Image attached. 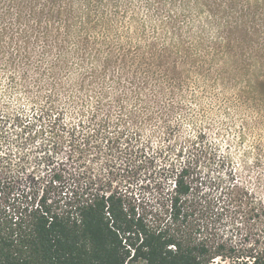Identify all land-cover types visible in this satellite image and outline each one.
Returning <instances> with one entry per match:
<instances>
[{"label":"rangeland","instance_id":"374dc122","mask_svg":"<svg viewBox=\"0 0 264 264\" xmlns=\"http://www.w3.org/2000/svg\"><path fill=\"white\" fill-rule=\"evenodd\" d=\"M173 5L199 11L180 25L186 15L205 24V51L187 57L156 40L152 14ZM0 108H41L77 125L82 149L72 155L95 175L129 164L116 185L149 219L167 186L165 161L205 148L202 173L214 187L204 190L230 197L228 209L205 214L202 235L234 256L264 252V0H0ZM55 137L69 150L65 132Z\"/></svg>","mask_w":264,"mask_h":264},{"label":"trees","instance_id":"16d2710c","mask_svg":"<svg viewBox=\"0 0 264 264\" xmlns=\"http://www.w3.org/2000/svg\"><path fill=\"white\" fill-rule=\"evenodd\" d=\"M185 12L200 15L188 5L164 6L152 14L149 26L170 51L191 57L198 48L206 50L199 46L205 24L197 25L194 17L186 15L189 23L183 30L180 16ZM80 18L98 35L87 12L82 11ZM178 92L184 98L183 87ZM49 119L50 125L46 124ZM77 127H67L60 117L51 118L41 108L30 113L0 108V264H129L137 260L214 264L216 257H231L228 263L216 264H264V252L250 247L234 256L233 250L229 253L222 244L210 245L202 235L208 226L205 214L228 209L230 197L227 188L216 198L204 190L207 184L210 190L214 187L202 173L205 148L187 157L180 149L165 161L167 186L159 211L149 219L116 185L117 176L129 164H109L97 175L82 168L80 152L78 157L72 155V150L82 149ZM53 128L67 134L69 150H63ZM135 157L141 159V154ZM257 211L262 222L260 204Z\"/></svg>","mask_w":264,"mask_h":264}]
</instances>
